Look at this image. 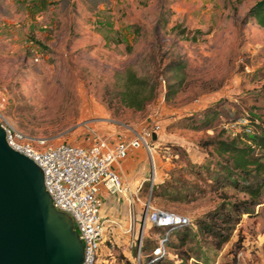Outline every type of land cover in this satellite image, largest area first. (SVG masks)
I'll return each mask as SVG.
<instances>
[{
	"label": "rangeland",
	"instance_id": "374dc122",
	"mask_svg": "<svg viewBox=\"0 0 264 264\" xmlns=\"http://www.w3.org/2000/svg\"><path fill=\"white\" fill-rule=\"evenodd\" d=\"M256 1L0 0V120L44 145L113 142L160 123V139L143 153L154 185L169 180L168 194L151 198L146 181L142 201L206 220L243 196L218 180L222 160L210 141L231 139L224 125L241 114L264 124V27L247 14ZM150 89L141 110L122 98ZM207 107L219 113L213 126L192 128L185 118ZM190 226L186 241L183 231L170 236L156 264H264V198L221 245ZM115 228L98 264H138V246ZM161 233L146 227L144 254Z\"/></svg>",
	"mask_w": 264,
	"mask_h": 264
},
{
	"label": "built area",
	"instance_id": "2783aa9c",
	"mask_svg": "<svg viewBox=\"0 0 264 264\" xmlns=\"http://www.w3.org/2000/svg\"><path fill=\"white\" fill-rule=\"evenodd\" d=\"M247 123L248 119L240 116L224 126L233 135L240 126L245 127V132L251 133L252 128L246 126ZM0 127L5 131L7 144L39 166L43 173L44 187L54 207L71 219L83 243V258L79 264H98L100 247L110 227H117L129 235L130 247L134 244L138 246V264H152L167 255L166 241L170 233L191 224L186 215L152 206L149 199L144 203L138 195L139 189L133 190L120 165V161L131 150L143 148L151 153V141L160 139V123L151 127L143 126L133 131L131 137L118 141L111 142L107 138L98 137L96 141L87 144L61 141L51 145H44L43 139H31L1 120ZM168 149L165 146V150ZM165 153L168 154L166 151ZM155 178L156 174L148 178L150 191ZM101 188L109 194L122 196L126 201L129 207L126 228L116 219L101 214ZM136 204L141 205V212L145 211L142 224L135 215ZM147 226L164 228L165 231L152 249L151 258L144 263L140 243ZM135 229L138 230L136 236Z\"/></svg>",
	"mask_w": 264,
	"mask_h": 264
},
{
	"label": "water",
	"instance_id": "95a60500",
	"mask_svg": "<svg viewBox=\"0 0 264 264\" xmlns=\"http://www.w3.org/2000/svg\"><path fill=\"white\" fill-rule=\"evenodd\" d=\"M82 258L83 243L54 207L42 170L7 144L0 127V264H79Z\"/></svg>",
	"mask_w": 264,
	"mask_h": 264
},
{
	"label": "trees",
	"instance_id": "16d2710c",
	"mask_svg": "<svg viewBox=\"0 0 264 264\" xmlns=\"http://www.w3.org/2000/svg\"><path fill=\"white\" fill-rule=\"evenodd\" d=\"M247 14L257 25L264 27V0H257L249 8ZM129 79L138 84H143L142 80L135 79L132 75ZM141 96L139 98L138 92H132L124 94L122 98L129 106L141 110L146 100L148 101L155 97L153 89H150L147 96ZM218 115L217 111L207 107L202 111L187 116L185 120H187L186 122L189 121L190 126L194 129H209L213 126L214 119ZM240 116H245L248 119L246 126L252 128L251 133L245 132V127L240 126L237 133L231 139H221L215 136L209 144L213 145L214 151L222 160L220 167L224 173L223 177L218 178V180H225L227 185L231 186L236 192L242 193L243 196L241 198L235 197L234 200L223 201L219 205L218 211L207 214L206 220L198 219L196 222L191 223L196 225L201 232L204 231L207 235L216 239L219 245L229 239L234 224L238 222L241 216L244 214L252 215L255 207L262 203L264 198V124H260L250 115L241 114ZM238 117L233 119V121ZM165 146L174 148L178 145L166 143ZM168 182L169 180H166L159 185L153 184L151 198L167 195ZM146 185L147 183L145 182L140 188V196H142ZM160 229L162 230L161 234H163L165 229ZM180 231H183V235L179 239L184 242L187 239V234L191 231V226L188 225L173 230L166 241V245L169 243L170 236ZM148 241L147 239L144 250L149 247ZM155 246H152L145 254L143 249H141L144 263L151 258V251ZM162 259L163 257L157 259L152 264L159 263Z\"/></svg>",
	"mask_w": 264,
	"mask_h": 264
},
{
	"label": "crops",
	"instance_id": "0c3cea01",
	"mask_svg": "<svg viewBox=\"0 0 264 264\" xmlns=\"http://www.w3.org/2000/svg\"><path fill=\"white\" fill-rule=\"evenodd\" d=\"M146 150L143 148L131 150L129 155L120 161V165L125 172V175L132 186L133 190L139 189L142 185L148 181L147 164L145 161ZM138 192L139 197L140 193ZM99 196L102 200L101 214L106 217H111L119 221L123 228L127 227L128 222V205L124 198L120 195L109 194L105 189L101 188ZM142 199V198H141ZM141 205L136 204V218H141ZM115 232L119 233L118 228L114 229ZM123 242L128 243L130 236L123 235ZM131 250L127 248L125 255L131 259Z\"/></svg>",
	"mask_w": 264,
	"mask_h": 264
}]
</instances>
